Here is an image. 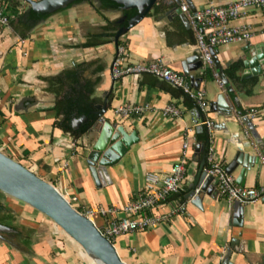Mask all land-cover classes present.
<instances>
[{
  "label": "crops",
  "instance_id": "obj_1",
  "mask_svg": "<svg viewBox=\"0 0 264 264\" xmlns=\"http://www.w3.org/2000/svg\"><path fill=\"white\" fill-rule=\"evenodd\" d=\"M190 1L200 10L211 2L227 6L236 0ZM170 2L158 0L145 18L119 39L128 54L129 64L161 60L168 69L183 75V63L195 55L197 46L186 17L181 11L180 15L173 11L178 7ZM105 16L113 21L120 13L106 12ZM231 24L248 25L252 32L247 43L217 47L212 51L213 61L223 74L233 63L241 64L237 73L239 81L227 79L233 95L226 93L224 87L220 88L214 78V74H218L214 65L212 70L204 67L190 73L194 79L201 80L198 83H191L189 77L183 75L194 90L205 91L209 107L204 114L196 107L187 108L182 97L172 96L164 89L162 81L152 76L113 79L111 64L115 43L79 48L105 25L87 2H76L48 15L25 39L16 36L8 26L1 28L0 152L53 184L67 198H76L75 207L81 212H95L91 220L100 229L106 222L123 216L122 209L143 188L146 174L165 177L181 160L182 146L187 142L186 173L180 184V189L187 188V191L179 192L180 198L170 200L172 204L185 203V213L151 230L114 239L118 256L125 264H222L226 257L229 264H263L264 199L241 204L242 225L234 227V202L219 195L213 199L202 194L199 208L186 198L203 161V158L199 160L203 153L195 152L198 145L195 136L199 132L196 111L200 113V120L203 115L214 124L208 132L214 161L226 170L235 154L232 131H226V119L214 110L220 94H225L240 122L251 110L256 111V116L248 119L264 145V74L251 95L246 94L249 86L243 83L254 78L241 80L250 71L242 66L246 49L264 54V12L251 9ZM92 61L96 63L89 76L98 80L94 93L100 100L97 106H106L103 123L122 126L130 134L136 132L139 138L116 166L107 169L108 177L98 186L86 160L101 124L97 122L78 140L54 129L53 97L44 91L42 81L44 77ZM101 65L104 69L95 73L94 69ZM207 70L213 72L211 77L205 75ZM233 98L237 99L236 105ZM168 105L180 109L179 118L163 115ZM124 106L139 107L142 111L127 118L117 117L115 111ZM241 132L254 143L244 127ZM237 175L238 171L231 176L236 180ZM262 185L264 173L259 177L252 173L245 178L243 187ZM170 203L162 204L155 214L166 215ZM0 204L4 208L0 212V225L11 230L0 235V264L90 262L84 253L85 257L81 255L78 245L60 234L59 229L36 210L4 194L0 195ZM99 210L111 213L104 217L97 213Z\"/></svg>",
  "mask_w": 264,
  "mask_h": 264
},
{
  "label": "water",
  "instance_id": "obj_2",
  "mask_svg": "<svg viewBox=\"0 0 264 264\" xmlns=\"http://www.w3.org/2000/svg\"><path fill=\"white\" fill-rule=\"evenodd\" d=\"M22 1L25 2L33 12L44 15L53 14L76 2L86 3L89 1L94 2L98 6L101 2H113L120 6L123 11L136 10V16L127 22V26L120 27L116 32L114 36V42L116 44L129 29L139 24L152 11L158 0ZM181 2L187 4L191 11H196L190 0H171L170 4H176L178 7L173 10L176 11L178 15H180ZM125 20L126 18L122 17L118 20V24H123ZM245 54L246 58H244L242 66L243 69L250 71L246 74L247 76H242L241 80L245 78H256L258 83L260 76L264 74V54L255 51L251 52L249 48L246 49ZM214 66L218 71L219 79L222 86L226 89V93L233 95L228 80L221 71V68L216 63H214ZM203 68L202 58L197 50L195 55L191 56L190 59L183 63V75L189 77L191 83H198L201 80L194 79L190 76V73L201 71ZM233 104H237L236 98H233ZM230 105L231 103L227 101L225 94L222 93L218 97L214 110L226 119L228 125L226 131H232V138L236 146L232 162L225 172L228 175H233L238 171L235 183L243 187L245 178L249 174L254 173L256 177H259L264 173V145L253 131L251 121L246 117L243 118L242 122L238 121ZM105 111L106 106H96L95 113L99 116L98 122L101 124V128L97 131V137L90 147L86 160L87 166L97 186L99 182L103 184L104 180L108 177L107 169L116 166L139 139L136 132L130 134L122 126L103 123L102 115ZM238 112L241 114L240 108H238ZM195 116L197 118V129L201 132L200 113L196 111ZM85 122L86 118L75 120L72 129L77 130ZM242 127L251 134L254 143L241 132ZM195 152L197 154L203 153V146L196 145ZM204 167L205 160L203 159L196 177L189 187L190 192L186 197L193 205L199 208L201 207L202 194H207L213 199L218 195V190H215L218 182L213 177L206 175ZM186 191L187 188H182L179 192L183 193ZM0 193L31 207L48 218L57 228L75 242L90 259L100 264H125L118 256L113 244L101 235L93 221L85 217L72 206L57 188L51 183L39 178L30 169L24 167L2 152H0ZM232 209L234 211L233 225L234 227H240L242 225V206L234 202ZM6 232H11V230L0 225V235ZM228 261L229 258L226 257L222 264H229Z\"/></svg>",
  "mask_w": 264,
  "mask_h": 264
},
{
  "label": "built area",
  "instance_id": "obj_3",
  "mask_svg": "<svg viewBox=\"0 0 264 264\" xmlns=\"http://www.w3.org/2000/svg\"><path fill=\"white\" fill-rule=\"evenodd\" d=\"M251 9H259L264 12V0H236L227 6H219L211 2L202 10L196 11H191L185 4L181 5L180 11L186 17L188 26L194 35L204 67L213 69L212 51L215 48L249 42L252 37L250 27L248 25L233 26L231 23L243 17ZM8 23L9 19L0 7V28L7 27ZM111 75L115 80L129 76H152L180 90L195 104L200 113L204 114L208 110L209 105L204 90H194L183 75L168 69L161 60L129 64L128 54L123 46L116 47L115 57L111 64ZM214 78L220 88L223 87L218 74H214ZM141 111L142 109L139 107L124 106L118 108L115 115L120 118H127ZM256 114L255 110H251L246 118H254ZM163 115L179 118L181 111L174 105H168L164 108ZM200 126L205 127L210 132L214 124L204 119ZM182 149L181 160L171 167L165 177H160L154 173L145 175L143 188L135 195L134 200L122 209L123 216L106 222L102 228L98 229L104 238L113 244L114 239L120 236L151 230L173 216L185 213V203H170L172 196L179 193L180 184L185 178L187 142L183 144ZM206 161L207 167L204 171L207 176L217 180L218 195L221 198L239 204L264 199V185L257 188H244L236 185L235 179L214 161L211 149L208 150ZM67 200L71 205L76 203V198H67ZM169 203L171 208L166 215L155 214L158 207ZM80 213L90 220L91 216L95 214L93 211ZM97 213L105 217L111 212L99 210Z\"/></svg>",
  "mask_w": 264,
  "mask_h": 264
},
{
  "label": "trees",
  "instance_id": "obj_4",
  "mask_svg": "<svg viewBox=\"0 0 264 264\" xmlns=\"http://www.w3.org/2000/svg\"><path fill=\"white\" fill-rule=\"evenodd\" d=\"M87 3L91 5L95 12L103 19L105 25L101 28L99 34L90 35L87 40L79 46V48L82 49L115 43L114 36L119 28L127 26V22L137 14L136 10L123 11L120 6L113 2H101L99 6H96L92 1ZM0 7L9 19L8 27H10L13 33L20 39H25L37 25L48 17V15L33 12L22 0H0ZM106 12L120 13V17L111 21L105 16ZM122 17L126 18L125 22L123 24H118V20ZM120 45L121 40H118L116 47ZM95 63V61H92L81 65H74L55 76L42 78V81L45 83L44 91L53 97V111L55 113L53 128L69 134L74 140H78L90 132L99 120V116L95 112L96 106L99 104L100 100L94 96L98 80H93L89 76V71ZM240 68L241 64L239 62L233 63L224 71L226 79L232 82H238L237 73ZM103 69L104 66L101 65L94 69V72L97 73ZM212 74L213 72L211 70L205 72V75L208 77H211ZM162 84L164 89L172 96L178 98L182 97L187 108L191 110L195 107V104L189 100L187 96L183 95L180 90L173 88L165 82H162ZM243 84L249 86V90L247 88L246 94L251 95L253 87L257 84V79L254 78ZM81 118H86V122L77 130H73V122ZM203 120L204 117L202 115L201 122ZM195 138L196 143L203 146V154L199 156V160L203 158L206 162L210 144V136L207 129L202 126L201 132L197 133ZM205 167H207L206 164ZM0 195H2V193H0ZM179 196L180 194H177L172 197L171 200L178 199L180 198ZM3 209L4 208L0 204V212ZM77 210L81 212L79 209Z\"/></svg>",
  "mask_w": 264,
  "mask_h": 264
},
{
  "label": "rangeland",
  "instance_id": "obj_5",
  "mask_svg": "<svg viewBox=\"0 0 264 264\" xmlns=\"http://www.w3.org/2000/svg\"><path fill=\"white\" fill-rule=\"evenodd\" d=\"M72 205L75 207V204H72ZM75 208H76V207H75ZM58 229H59V228H58ZM59 232H60V234H64L60 229H59ZM64 236H65V235H64ZM65 237H66V236H65ZM66 238H67V237H66ZM67 240H69V239H67ZM73 243H74V242H73ZM80 252H81V255L84 256V254H83L84 252H82L81 250H80ZM84 257H85V256H84ZM86 260H87V259H86ZM89 261H90V260H89ZM85 264H92V263H91V261L88 262V260H87V263H85Z\"/></svg>",
  "mask_w": 264,
  "mask_h": 264
},
{
  "label": "bare ground",
  "instance_id": "obj_6",
  "mask_svg": "<svg viewBox=\"0 0 264 264\" xmlns=\"http://www.w3.org/2000/svg\"><path fill=\"white\" fill-rule=\"evenodd\" d=\"M66 235V234H65ZM67 236V235H66ZM68 237V236H67ZM69 238V237H68ZM70 239V238H69ZM73 242V241H72ZM75 243V242H74ZM76 244V243H75ZM77 245V244H76ZM80 248V247H79ZM81 249V248H80ZM82 250V249H81ZM83 251V250H82ZM84 252V251H83ZM85 254V253H84ZM86 255V254H85ZM87 256V255H86ZM87 258L91 261L92 264H100L99 262L95 261V260H92L90 259L88 256Z\"/></svg>",
  "mask_w": 264,
  "mask_h": 264
}]
</instances>
